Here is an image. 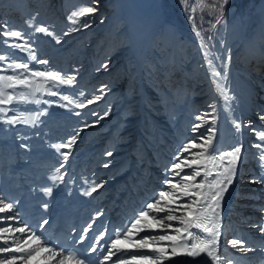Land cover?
<instances>
[{
	"label": "bare ground",
	"instance_id": "6f19581e",
	"mask_svg": "<svg viewBox=\"0 0 264 264\" xmlns=\"http://www.w3.org/2000/svg\"><path fill=\"white\" fill-rule=\"evenodd\" d=\"M155 6L158 7L154 8V11L160 16V26H171L186 35L193 36L198 51L202 52L201 41L195 28L186 26L177 18L171 16L165 0H157ZM258 42L260 43V41ZM249 48L251 47L244 46V48H241L246 52L245 67L248 69L250 76H252V83H256L259 89L264 91V55L254 52L255 49L250 50ZM136 49L134 56L139 53L137 56L138 66L129 64L128 56V59L125 57L122 61L113 59L111 63L106 64V68L103 67L98 82L103 84L101 89L104 91L101 90L102 92H99L98 85L92 84L89 79L83 81L82 88L90 89L92 95L93 93H95V96L102 94L110 98L113 101L111 108L113 110L102 116L97 122H95L97 117H93L94 120L90 118L95 125L92 128L99 129L97 131H89L86 138L79 139L66 162L62 161L65 158L63 150L60 149L59 143L55 140L50 142V144L41 145V147L28 146V143L25 147V141L21 143V146L16 147V143L11 140L12 138L8 141L6 140V142H0V206L8 204L13 193L20 198L18 202H13L15 205L12 210L0 213V228L10 227L15 229L16 227H23V222L29 215H32L34 219L39 217L32 202L40 195L43 184L47 185L49 183L48 188L52 189L51 194H47L45 198L38 201V204L46 205L45 213H48L45 214L46 217L48 216L52 220L57 210L62 213L65 211L69 213L77 211L76 214L68 217L73 221L75 228L80 230L82 226L88 225L86 212H89L93 217L95 216V219L92 221L88 231L93 229L95 233L100 235L99 239L105 234H109L113 238L115 234L119 233L118 225L121 220H124L127 228L131 225L129 223H132V217H129V213H134L137 210L138 213L150 210L146 206L159 198L161 173H164L166 178L167 175L170 176L173 184L188 185L190 187L189 190L192 192H188L183 188L170 189L174 194L171 202H169V198H166L158 205L165 208L166 211L156 213L152 210L149 213L150 216L159 218L170 213L183 218L185 221H190L197 216L202 217L203 215L211 214V208L204 211L205 205L211 204L215 208V212L219 214L220 235L218 244L215 246L216 255L220 257L219 264H229V262L237 264L240 261L248 262L250 256L253 260L255 258L258 260L262 257V264H264V238H262L259 222L264 205V186L262 183L250 182L248 185L244 184L247 185L244 187L240 186L238 180L241 177L244 179L247 177L242 175L249 166L252 168L249 174L250 178L255 179L257 175L256 169L252 167L255 162L248 157L250 144L247 141V137L250 132L259 126V123L255 120L256 118H252L249 129V126L241 125V115H247V112L237 103L239 96L238 85L233 80L234 82H229L228 86L221 91L220 87L214 86L216 84L215 76L211 74L209 64L203 62L204 70L201 72V76L205 78L202 79V85L204 84L203 87L206 90L204 94L208 95V97L200 95L193 90L192 92L190 91V94L188 91L190 96L187 95L190 97L187 111L190 113L195 112L199 117H203V119H200L201 124L199 125L201 127L194 132L187 115L181 118L176 125H173L170 121L172 111L177 103L183 100L177 97L161 98L160 95H158V98L152 99V97H157V93H162L160 89L165 84V72L156 69L155 75H153L154 80L148 75H143L142 68L146 66V63L140 54V47L138 46ZM114 79L120 80V88L108 91L106 83H111ZM130 83H133L136 88H126ZM184 102L187 103L188 101ZM230 104L232 106L234 104L237 110L242 112L241 114L238 113L240 118L237 124L240 127L239 129L236 128L235 140H233L234 135L231 134L232 136L229 137L221 131L223 128H227L226 125H223L224 120L221 121L220 119L224 117L223 115L226 116V108ZM260 108L261 106H258L255 111ZM103 112L104 110H101V113L97 114L98 117L101 114L103 115ZM221 112L222 115L219 114ZM30 117L27 116V118ZM230 117L228 116L229 119ZM27 118L23 120L24 123ZM213 119H215V123H213ZM26 125L28 126L27 128L25 127ZM25 126H23L21 132L22 137H29L28 131H31L32 128L30 122L29 124L28 122L27 124L25 123ZM132 128H134L135 132H133L131 137L132 132L130 130ZM209 129L213 131H209ZM99 133L101 134L99 135ZM205 134L208 137H212L210 147L202 139L200 144L204 145V147L197 150V153H202L201 155L197 156L196 149H193L191 153H183L182 156V158L186 157L190 160L199 158V160L202 159V162L196 168L195 165H192L191 168L185 167L183 172L177 170V173L174 174L171 171L172 157L176 160L175 156L181 155L184 144L203 138ZM91 138H98L99 145L94 150L90 147L81 156H76L74 151L89 145V139ZM3 144H8V150L5 149ZM236 147H241L242 151L239 154L240 160L235 165L234 174L230 177L231 182H229L228 176L226 177L227 181L221 183L226 174L224 168L228 166L227 161L229 158L225 157L223 161L210 160L207 157V153L220 156ZM47 149L57 151L55 162H59L57 167H54L52 163L50 164V167L54 168L51 174L44 167L41 166L42 168H40L39 161L34 160V156L36 157L39 154V150ZM108 153H111V155H108ZM245 162H248L249 165L246 166ZM219 164H221L220 168L223 169L222 173L224 175L219 173V169L215 167V165ZM193 169L198 171L200 175L196 176L195 180L183 181L181 179L183 174L191 172ZM48 170L51 169L49 168ZM206 171L207 175H205ZM38 179L41 182H38ZM199 182H203V187H193L194 184ZM217 184L220 186L215 189L214 187ZM14 186H18V189L15 190ZM222 186L226 190L221 194L222 196H220L218 201L213 202L212 196L219 192ZM93 187L96 188V191L91 192V195H87L86 193L90 192ZM249 188H251L250 191H248ZM187 193H199V195H188ZM239 195L246 196L239 201L237 199ZM234 199H236L235 202H233ZM191 201H197V203L191 204L192 207L187 209L183 207L186 202ZM217 203L221 206L216 207ZM143 208L144 210H142ZM187 213H191V215ZM247 221H251L252 226L242 228L243 226L240 224ZM165 224H171L172 228L161 229L159 226L150 228L147 226V222L142 221L143 231L139 233L134 231L128 237L126 246L121 250L111 249L114 253L111 258L112 264H116L118 258L126 260L127 264H143L142 261L133 260L131 257L144 254L157 257L159 253L151 250V248L155 247L167 249V255L159 264H213L212 259L203 252L196 256L183 254L188 249L181 247V245L187 244L190 246L195 239L189 233H198L201 237L206 236L201 229H197L187 223L181 224L179 219L173 221L165 220ZM175 229H180V231L176 232ZM164 233L175 236L176 239L149 241L151 248H142L136 244L141 236L147 237ZM24 235L18 232L3 233L0 235V246H7L3 244L5 239L12 243L14 238L20 240L24 238ZM233 239L239 241L244 248H250L251 251L246 252L250 253V256L249 254L244 255L242 251H232L233 253L230 255L228 254L230 251H225L226 254L224 255V252L221 251L226 248V242H230ZM173 246L177 247L176 255L172 254ZM32 247L44 246L42 244H32ZM25 254L10 252L0 254V256ZM61 261L64 264H74L52 250L41 251L33 259L27 261V264H61ZM15 264H25V262L18 260Z\"/></svg>",
	"mask_w": 264,
	"mask_h": 264
},
{
	"label": "rangeland",
	"instance_id": "374dc122",
	"mask_svg": "<svg viewBox=\"0 0 264 264\" xmlns=\"http://www.w3.org/2000/svg\"><path fill=\"white\" fill-rule=\"evenodd\" d=\"M156 1L0 0V77L18 76L21 79L27 77L29 80L27 86L17 84L13 88H8L0 85L6 95L0 96L1 99L7 100L9 94L13 96L11 101L0 104V108L5 109L4 112H0V142L12 138L16 147L21 146L23 141L25 147L28 144V146L41 147L54 140L59 146L71 141L70 147H60L65 157L62 161L66 162L71 151L74 150L75 143L79 139L86 138L89 131L99 129L92 128L95 126L92 122L93 117H97L95 121L97 122L113 110L111 109L113 101L110 98L102 94L92 95L90 89L82 88L83 81L89 79L91 80L89 82L98 85L99 92L104 91L101 89L103 84L98 82L104 65L111 63L113 59L122 61L129 56V64L138 66L139 53L134 55L139 46L140 54L146 63L142 68L143 75H148L154 80L156 69L165 72V84L160 89L162 93H157V97L152 99L160 95L161 98L177 97L183 100L179 101L172 111L170 121L173 125L186 115L190 119L192 128L193 125L201 124V120L197 119L199 115L187 110L190 91L208 97L204 94L206 90L204 84L202 85V79L205 78L201 76L204 70L203 62L209 64L211 74L215 76L214 86L220 87L221 91L229 82L235 81L239 89L237 103L247 112V115H241V125L249 126V129L252 118H256L259 123V126L247 137L250 144L248 157L255 162L252 167L256 169L257 175L255 179L250 178L252 168L249 166L242 175L247 176V179L239 178V184L245 187L250 182H256L264 186V159H262L264 152L254 146L264 143L258 136L259 132L264 131V91L259 89L256 83H252V76L245 67L246 52L241 49L249 46L250 50L255 49L254 52L264 55V0H227L226 3L225 0H165L171 16L197 30L202 52L198 51L193 36L186 35L171 26H160V16L154 11V8H158L155 6ZM86 6H93L95 11L79 18L73 17L74 12ZM77 20L78 22H74ZM85 22L87 27L82 26ZM40 27L46 28L52 35L38 32L37 29ZM5 31H18L21 37H7L3 35ZM15 45H23V48ZM40 61L46 63L42 64ZM19 64H27L28 69L16 67ZM49 71L59 74L65 80L72 78V83H60L47 77L32 75V72ZM106 84L108 91L120 88L119 79ZM126 88L134 89L136 86L130 83ZM21 96L27 99L21 100ZM96 97L99 99H95L91 104L88 103V100ZM186 100L187 103L184 102ZM258 106L261 108L255 111ZM101 110H104L103 115L98 117L97 114L101 113ZM238 113L242 112H239L234 104L233 106L230 104L226 108V116L223 115L224 117L220 119L224 120L223 125L227 126L221 130L222 133L229 137L234 135L233 140L237 131L235 125L240 118ZM219 114L222 115V112ZM227 115L231 116L230 119ZM25 118L29 119L28 124L30 122L32 127L31 131H28L29 137H22L21 134L23 126L27 124L23 121ZM13 120L15 122H12ZM130 132L132 137L134 128ZM207 137L206 134L203 136V138ZM203 138H198L196 141L200 143ZM89 142V145L74 151V154L81 156L90 147L94 150L99 145L98 138H91ZM4 147L6 150L9 148L8 144ZM56 155V150H39L34 160L39 161L40 168L44 167L51 174L54 168H51L50 164L57 167L59 163L55 162ZM172 159L171 166L176 162L174 157ZM199 161L202 162V159ZM244 164L249 165L248 162ZM196 167L198 165H195ZM215 167L224 175L223 169L220 168L221 164ZM49 168L51 170H48ZM206 173L207 171L205 175ZM161 176L159 193L173 190L174 188H170L168 184V181H172L170 176L167 175L166 178L164 173H161ZM228 176L229 173H226L221 183H225ZM38 182L41 180L38 179ZM189 189L190 187L186 190L192 192ZM246 195H239L237 199L241 201ZM235 201L236 199L233 200ZM151 211L150 209L148 212ZM136 212L129 213L132 222ZM259 222L264 238V205ZM240 225L243 226L242 228H247L251 227L252 223L247 221ZM225 246L226 248L221 251L224 255L225 251H230L229 255L234 251L239 252L228 241ZM243 254L250 256V253L243 252ZM251 258L250 256L248 262L240 261L237 264H262V257L258 260Z\"/></svg>",
	"mask_w": 264,
	"mask_h": 264
},
{
	"label": "snow or ice",
	"instance_id": "6c2138e0",
	"mask_svg": "<svg viewBox=\"0 0 264 264\" xmlns=\"http://www.w3.org/2000/svg\"><path fill=\"white\" fill-rule=\"evenodd\" d=\"M227 2V0H225V3ZM95 11V8L93 6H86L83 7L82 9L74 12L72 15L73 17L79 18L82 17L86 14H91ZM74 22H78L74 21ZM83 27H87V22H85L83 25ZM38 32L41 33H45L49 36L52 35V33L48 32V30L44 27H40L37 29ZM3 35L10 37V38H20L21 37V33L18 31H5L3 33ZM59 42V41H57ZM16 47H20L23 48V45H15ZM40 63H46V61H40ZM16 67L18 68H24V69H28V65L27 64H19L16 65ZM104 67L106 68L107 65H104ZM33 76H42V77H47L51 80L54 81H59L60 83H68L71 84L72 83V78H68L67 80H65L62 76H60L57 73L54 72H32ZM216 75H219V73H216ZM17 84L20 85H24L27 86L29 84V80L27 77L21 79L18 76H6V77H0V85H3L5 87L8 88H13L15 87ZM5 93L3 91V87H0V96H4ZM13 99V96L11 94L8 95L7 100L4 99H0V104H5L9 101H11ZM21 100H26L27 98L24 96L20 97ZM65 99H67V97H65ZM95 99H99V97H96L94 99H90L88 100V103L91 104L94 102ZM81 107H83V105H80ZM5 109L0 108V112H4ZM197 119H203V117H198ZM12 122H15V120H13ZM25 122H28L27 120H25ZM213 123H215V119H213ZM237 129H239L240 125L236 124L235 125ZM199 127H201V125H194L193 126V131L196 132ZM209 131H213L212 129H209ZM259 138L264 141V131L259 132L258 133ZM204 139V143L206 145H208L209 147L211 146V141H212V137L209 136L207 138H203ZM71 146V141L68 144H62L59 147L61 148H68ZM257 149H260L262 152H264V143L261 144H256L254 145ZM204 145H201L200 143H198L196 140L190 141L187 144H184L182 146V151H181V155H178L176 157V162L171 166V171L175 174L177 173V170H179L180 172H183V169L185 167H192V165H199L200 161L199 160H190L188 158H182L183 153H191V151L193 149H200L203 148ZM242 149L241 147H236L234 148L232 151L229 152H225L220 156H215L212 153H207V157L210 160H220L223 161L225 159V157H228V161H227V167L224 168V172L229 173V182L230 181V177L232 174H234V170H235V165L236 163L240 160V153H241ZM202 153H196L197 156L201 155ZM108 155H111V153H108ZM262 159H264V156H262ZM200 175V173L198 171H196L195 169H193V171L191 172H187L184 173L183 176L181 177V179L183 181H191V180H195L196 176ZM207 175V173H206ZM168 184L170 186V188H183V189H187L188 185H180V184H173L172 181H168ZM102 186V185H101ZM217 186L219 187L220 185L217 184ZM193 187L195 188H201L203 187V182L200 183H196L193 185ZM226 188L225 187H220V191L216 192L213 196H212V201L216 202L219 200L221 194L223 191H225ZM46 191L51 194L52 189L48 188L46 189ZM96 188L93 187L91 189L90 192L86 193L87 195H91V192H95ZM188 195H199V193H187ZM174 197V194L171 191H163L161 193H159V198L154 200L152 203L148 204L146 207L147 209H151L156 213H160V212H165L166 209L163 207H159L158 205H160L162 200H165L166 198H169V202H171V199ZM197 203V201H191V202H186L183 207L184 208H190L191 204H195ZM216 207H219V204H216ZM208 208L212 209V213L211 214H207V215H203L201 216H197L196 218L190 220V221H185L183 218L181 217H177L175 215L172 214H167L165 216L162 217H157V216H150L149 212L147 210L141 211L138 215V217L134 220V222L131 223V225L125 229V232L122 236H117L111 243L110 247L112 249H116V250H121L122 248H124L126 246V242L128 241V237L132 235V233L135 231L136 233H139L141 231L144 230V226L142 225V221L147 222V226L150 228H156L157 226H159L161 229H166V228H172L171 224H165V220L167 221H173V220H180L181 224H190L191 226L197 228V229H201L203 233L206 234V236L201 237L198 233H189L190 236L195 237L193 243L189 246L187 244L185 245H181V247L187 248L188 250L183 253L189 256H196L197 254H199L200 252L205 253L208 257H210L213 261V264H219L220 261V257L218 255H216V245L218 244V238L220 235L219 232V214L215 212V208L212 207L211 204H206L205 205V210L206 211ZM13 209V204L8 203V204H2V206H0V213H3L5 211H10ZM188 215H191V213H187ZM215 214V215H213ZM43 224H47L48 221L44 220L42 222ZM176 232H179L180 229H175ZM11 232H18L21 233L22 235H24L23 239L20 240H16L15 238L13 239L12 243H9L8 240H3V244L7 245V246H0V254H5V253H10V252H15V253H26L25 255H12V256H0V264H15L16 261L20 260V261H24L25 264H27V261L33 259L34 256L38 255L41 251H49V249H47V247H37V248H33L32 244H42L41 241V237L39 235H37L35 232H30L28 228L26 227H16L15 229L10 228V227H4V228H0V235H2L3 233H11ZM175 240V236H170L166 233L164 234H160V235H153V236H141L139 238V240L136 242L137 246L139 247H149L151 248V244L149 243V241H164V240ZM31 242V243H30ZM231 244V246L233 248H236L239 251L242 252H248L251 251L250 248H244L241 243L235 239L231 240L229 242ZM151 250L155 253H159V256L157 257H153V256H149L147 254L144 255H139V256H132L131 259L133 260H138V261H142L143 264H159L160 261L163 260V258L167 255V249L164 247H155V248H151ZM92 252H95L96 249L92 248L91 249ZM113 252L109 251L107 256L105 257L106 260H110L113 256ZM172 254L176 255L177 254V247L173 246L172 248ZM67 260L69 261H73V256L69 255L66 257ZM61 264H64L63 261H61ZM75 264H85L84 260H76ZM116 264H127L126 260H122V259H117ZM229 264H231V262H229Z\"/></svg>",
	"mask_w": 264,
	"mask_h": 264
}]
</instances>
